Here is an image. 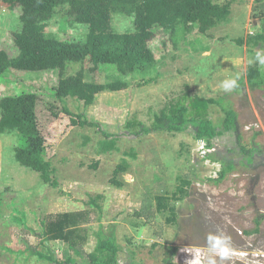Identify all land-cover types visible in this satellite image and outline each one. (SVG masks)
<instances>
[{
	"label": "rangeland",
	"instance_id": "1",
	"mask_svg": "<svg viewBox=\"0 0 264 264\" xmlns=\"http://www.w3.org/2000/svg\"><path fill=\"white\" fill-rule=\"evenodd\" d=\"M254 7L260 5L252 0L247 25L245 9L239 14L238 20L244 24L241 29L228 31L220 26L206 37L195 32L178 35L176 46L168 33L153 27L148 47L156 63L145 76L123 77L109 64L86 73L87 82L121 77L130 82V88L101 93L88 107L65 99L72 113L85 114L99 128H70L63 118L45 126L53 144L46 158L56 187L44 184L37 173L15 162L13 150L24 144L18 133L0 134V264H49L27 250L47 253L39 244L42 222L64 212L80 214L76 226L79 235L86 236L80 255L71 253L76 264H85L87 254L94 250L93 233L100 225L106 232L114 231L119 264H164L171 258L170 248H176L171 258L174 264H264V219L258 233L245 234L264 216V91L248 87L227 91L223 87L233 79L237 84L245 82L248 67L264 69L257 59L258 54L264 57V41L256 40L264 12L259 16ZM19 18V9L8 11L0 6V47L11 55L10 38L19 30ZM112 27L119 33L133 30L131 18L121 15L113 16ZM45 32L62 40L82 41L87 26L74 24L58 11L46 23ZM236 39L243 44H235ZM77 69L70 66L67 73ZM57 80V72L11 71L0 75V98L23 93L49 97ZM193 96L228 99L237 114L240 140L234 133H224L207 150L195 140L191 126L183 133L135 135L137 123L150 127L155 115L171 107L190 108ZM206 116L221 125L219 105H210ZM104 133L111 135L108 140L117 139L115 150L101 154ZM208 154L232 162L234 169L218 180L221 162H213ZM124 160L128 169L118 176L122 186L116 188L109 180L115 166ZM95 163L97 167L92 169ZM183 181L189 185H182ZM180 188L187 195L175 203V222L169 223L167 212L156 211L155 197L171 196ZM92 199L99 209L90 204ZM49 245L59 259L63 243Z\"/></svg>",
	"mask_w": 264,
	"mask_h": 264
},
{
	"label": "trees",
	"instance_id": "2",
	"mask_svg": "<svg viewBox=\"0 0 264 264\" xmlns=\"http://www.w3.org/2000/svg\"><path fill=\"white\" fill-rule=\"evenodd\" d=\"M254 2L260 7H254L253 10L257 9L258 15L262 16L264 0ZM0 6L8 11L20 10L19 30L13 32L10 38L14 54L11 55L7 48L0 47V75L11 71L57 72V85L49 97L23 93L0 98V134L14 131L24 140L22 147L13 150L15 162L20 167L37 173L41 181L51 187H56L57 182L53 177L50 161L46 158L53 144L49 142V135L45 134V126H51L63 118L70 128H99L85 114L72 113L65 99L71 98L88 107L95 103L101 93L124 92L130 88V82L121 77H112L104 83L87 82L86 73L95 72L100 66L109 64L123 77L134 74L145 76L154 69L156 63L148 47L153 36V27H159L168 33L176 46L178 35L184 37L193 32L205 35L225 23L230 11V4L220 0H0ZM58 11H62L74 24L87 26L84 40H62L45 32L46 23ZM114 15L131 18L133 30L123 33L115 31L112 27ZM256 40L264 41V24ZM233 42L239 46L243 44L240 39ZM70 66H78V69L73 74H68ZM245 87L251 91H264V69L248 67L245 82H239L235 91L244 90ZM213 104L219 105L223 114L220 126L206 116L207 109ZM189 107L176 105L167 112L155 115L150 127L137 123L139 130L135 135L183 133L191 126L195 140L203 142L207 150L213 149V140L224 133H234L236 139L240 140L237 114L228 99L223 97L214 100L193 96ZM103 135L106 139L100 143L99 152L105 154L115 150L117 138L114 136L108 140L107 137L111 135ZM244 152L249 154L248 151ZM207 158L213 162L218 161L212 154H208ZM96 167V163L92 165V169ZM127 169L126 160L117 164L109 183L120 188L122 183L118 182V176L125 174ZM233 169L232 162L222 161L217 179H224ZM182 185L188 186L189 182L183 181ZM186 195L185 190L180 188L171 196H156V211L167 212L170 215L167 221L174 223L175 203ZM90 204L99 209L96 200H90ZM78 218V213L64 212L42 222L43 230L38 235L41 238L39 244L47 249V253L28 249V254L49 264H76L71 253L79 256L80 245L86 239L85 235H79L80 230L76 226ZM263 219L264 216L257 218L255 229L245 234L258 233ZM93 234L96 238L94 250L87 254V261L83 263L119 264V246L114 231L106 232L100 225ZM50 242L63 243L64 248L59 259L51 250ZM169 251L172 258L176 248H170ZM171 258L166 259L164 264H174Z\"/></svg>",
	"mask_w": 264,
	"mask_h": 264
},
{
	"label": "crops",
	"instance_id": "3",
	"mask_svg": "<svg viewBox=\"0 0 264 264\" xmlns=\"http://www.w3.org/2000/svg\"><path fill=\"white\" fill-rule=\"evenodd\" d=\"M221 1L224 3L228 2L230 4V11H229V16H228L226 22L217 26L218 28L221 26V28L228 29V31H231L232 29H235V30L241 29L242 26H244V24L242 23V21H239L238 18L241 19V15H239V14L241 12H243L244 9H245V12L247 13V20L245 23V25H247V23L249 22V17H250V13H251L252 0H241V1L240 0H220V2ZM240 25H242V26L240 27ZM215 28H213L211 30H214ZM243 28H245V27H243ZM210 31H208V32H210ZM207 33L205 35H202V36L206 37ZM204 51H205L204 53H206V50H204ZM113 222H114V220H112V223Z\"/></svg>",
	"mask_w": 264,
	"mask_h": 264
},
{
	"label": "clouds",
	"instance_id": "4",
	"mask_svg": "<svg viewBox=\"0 0 264 264\" xmlns=\"http://www.w3.org/2000/svg\"><path fill=\"white\" fill-rule=\"evenodd\" d=\"M257 59L259 60V62L261 64H264V57H260L259 54H258L257 55ZM223 87H224L225 90L231 91L232 89L238 87V84H237V81L235 79H233V80H230V81H226L223 84Z\"/></svg>",
	"mask_w": 264,
	"mask_h": 264
},
{
	"label": "built area",
	"instance_id": "5",
	"mask_svg": "<svg viewBox=\"0 0 264 264\" xmlns=\"http://www.w3.org/2000/svg\"><path fill=\"white\" fill-rule=\"evenodd\" d=\"M203 143V142H202Z\"/></svg>",
	"mask_w": 264,
	"mask_h": 264
}]
</instances>
